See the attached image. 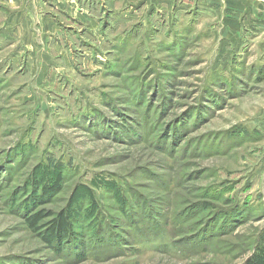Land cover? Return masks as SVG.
Here are the masks:
<instances>
[{"label": "rangeland", "instance_id": "1", "mask_svg": "<svg viewBox=\"0 0 264 264\" xmlns=\"http://www.w3.org/2000/svg\"><path fill=\"white\" fill-rule=\"evenodd\" d=\"M198 2L0 0V264H256L264 49Z\"/></svg>", "mask_w": 264, "mask_h": 264}, {"label": "crops", "instance_id": "2", "mask_svg": "<svg viewBox=\"0 0 264 264\" xmlns=\"http://www.w3.org/2000/svg\"><path fill=\"white\" fill-rule=\"evenodd\" d=\"M201 6L227 10L224 41L260 42L264 49V0H199ZM223 27V29H224Z\"/></svg>", "mask_w": 264, "mask_h": 264}, {"label": "trees", "instance_id": "3", "mask_svg": "<svg viewBox=\"0 0 264 264\" xmlns=\"http://www.w3.org/2000/svg\"><path fill=\"white\" fill-rule=\"evenodd\" d=\"M45 219V216L42 213H37L36 215L28 218V224L31 229L38 230V226ZM69 235V223L65 217H62L60 220H56L53 223V227L47 231V240L50 243L53 242H63V238ZM262 242L257 253H255L253 259L256 264H264V233L261 236Z\"/></svg>", "mask_w": 264, "mask_h": 264}]
</instances>
